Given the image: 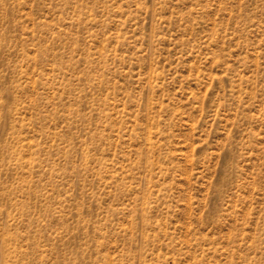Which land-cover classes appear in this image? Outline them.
Here are the masks:
<instances>
[{
  "label": "rangeland",
  "instance_id": "374dc122",
  "mask_svg": "<svg viewBox=\"0 0 264 264\" xmlns=\"http://www.w3.org/2000/svg\"><path fill=\"white\" fill-rule=\"evenodd\" d=\"M0 264H264V0H0Z\"/></svg>",
  "mask_w": 264,
  "mask_h": 264
}]
</instances>
